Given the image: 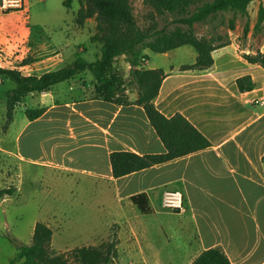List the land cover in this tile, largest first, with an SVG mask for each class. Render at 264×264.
Wrapping results in <instances>:
<instances>
[{"label": "crops", "instance_id": "crops-1", "mask_svg": "<svg viewBox=\"0 0 264 264\" xmlns=\"http://www.w3.org/2000/svg\"><path fill=\"white\" fill-rule=\"evenodd\" d=\"M27 24L20 12H0V68L18 69L17 63L31 59L33 62L25 67L41 70L36 58L39 49L31 44ZM173 51L157 55L167 58ZM242 54L256 52L240 51L233 42L214 51L213 65L202 71H179L183 65H192L196 55L193 63L169 70L146 68L148 60L143 65L145 70L161 69L166 74L154 100L155 108L167 118L176 113L184 116L209 141L206 150L114 179L110 153L163 154L165 148L142 108L97 100L83 92V85L75 84L79 90L73 95L60 97L55 89L56 93L32 94L23 101L33 100L35 109L47 110L22 126L17 137L18 160L110 185L123 214L117 221L133 238L131 248L138 250L143 264H191L212 248H219L231 264H264V69L248 64ZM233 62L240 63L246 72L227 70ZM242 76H250L252 91H238L236 79ZM126 95L130 102L136 99L135 92ZM23 135L31 138L29 141L38 139L35 146L42 150L41 156L22 153ZM58 156L60 159L55 158ZM157 189H161L157 195L160 202L165 190L182 192L184 211L169 214L177 218L180 227L187 224L191 230L183 245L169 248L161 259L149 239L151 232L139 225L143 217L166 215L152 212L150 193ZM138 194L147 195L149 215L142 214L129 200Z\"/></svg>", "mask_w": 264, "mask_h": 264}, {"label": "rangeland", "instance_id": "rangeland-1", "mask_svg": "<svg viewBox=\"0 0 264 264\" xmlns=\"http://www.w3.org/2000/svg\"><path fill=\"white\" fill-rule=\"evenodd\" d=\"M144 1L130 0L132 14L139 27L146 28L153 23L158 28L174 27L171 23L172 16L156 14ZM210 1L199 0V3ZM65 3L69 8L63 6ZM260 6L264 8V0H254L245 15H237L232 31L228 29L231 16L223 14L222 17L195 24V34L205 38H209L210 34H219L228 38V45L234 42L240 51H264V19L255 28ZM79 7V0H25L21 16L28 22L26 27L30 30L31 44L39 49L36 58L41 70L20 67L22 61L17 63L18 69L14 70L27 76L60 70L76 59L89 63L98 60L100 45L90 40L96 33V22L90 19L83 27H79L75 23ZM144 54L150 61L146 68L159 66L166 70L172 66L191 64L196 55L190 47H180L167 58L149 51ZM112 67L117 72L114 75L125 86L126 94L134 93L127 83L129 66L125 58H116ZM226 68L232 73L246 72V68L238 62L230 63ZM107 78L111 79V75ZM75 84L79 87L83 85L85 94L91 97L95 95L91 76L87 73L69 83L56 86L53 91L56 93L57 90L60 97L66 93L73 95L79 90ZM13 88L14 84L10 80L0 77V190L14 189L13 195L0 199V264H10L17 249L31 243L37 223H43L52 230L50 250L54 254H68L76 248L99 247L114 241L117 249L115 264H143L138 250L134 252L135 247L131 248L133 238L129 236L126 227L118 223L123 214L110 185L85 176L69 175L64 170L40 168L18 160L17 137L27 122L24 110L35 109V102L27 100L16 107L13 122L5 128L7 92ZM29 139L31 138L23 135L20 142L22 153L41 156L42 150L35 146L38 139ZM55 158L60 159V156ZM160 191L161 189H157L150 193L154 206L152 212L166 215H152L139 221L142 228L151 232L149 239L159 259L164 258L169 248L183 245L191 234L187 224L180 227L177 218L162 206L157 197ZM167 243L168 246H165ZM142 246L148 250L145 243Z\"/></svg>", "mask_w": 264, "mask_h": 264}, {"label": "trees", "instance_id": "trees-1", "mask_svg": "<svg viewBox=\"0 0 264 264\" xmlns=\"http://www.w3.org/2000/svg\"><path fill=\"white\" fill-rule=\"evenodd\" d=\"M80 7L75 23L83 27L85 22L94 19L96 33L90 40L100 45V57L89 63L76 59L64 68L45 72L39 76H24L17 70L0 68V77L10 80L14 88L7 92L6 122L7 128L13 122L14 111L28 96L53 91L59 84L68 82L83 74L91 76V86L95 95L92 98L118 106L134 105L143 109L144 114L156 136L165 148L163 154L137 155L128 151L109 154L112 177L119 179L132 173L163 165L190 154L206 150L209 141L189 121L179 113L170 118L162 115L154 106V100L166 74L161 69L145 70L148 60L146 50L155 54H164L183 46H189L196 52L192 65H183L179 71H202L213 65L212 53L226 47L228 38L219 34H210L209 38L198 37L194 25L228 14V29L234 30L235 17L245 15L248 6L254 0H211L199 3V0H145V4L158 15L173 17L172 29L158 28L152 25L142 28L132 14L130 0H79ZM69 8L67 4H63ZM264 19V8L259 7L255 28ZM246 33V31H245ZM123 56L129 66L128 86L136 93L133 102L128 100L126 88L114 75L117 72L112 65L116 58ZM248 64L264 69V52L242 57ZM33 61L25 59L21 66ZM111 75V79L107 78ZM240 93L250 92L254 84L250 76L236 79ZM45 107L27 109L24 115L29 122L40 118ZM14 189L0 190V199L11 196ZM145 215L151 210L146 194H138L129 199ZM52 230L43 223L34 226L32 240L28 246L17 249L10 264H115L117 259L116 243H105L99 247H80L68 254H54L50 250ZM71 259V262L69 261ZM191 264H231L219 248L202 252Z\"/></svg>", "mask_w": 264, "mask_h": 264}, {"label": "built area", "instance_id": "built-area-1", "mask_svg": "<svg viewBox=\"0 0 264 264\" xmlns=\"http://www.w3.org/2000/svg\"><path fill=\"white\" fill-rule=\"evenodd\" d=\"M24 0H0V12H20L24 11ZM161 204L164 208L180 213L184 211L183 194L177 189H168L162 193Z\"/></svg>", "mask_w": 264, "mask_h": 264}]
</instances>
